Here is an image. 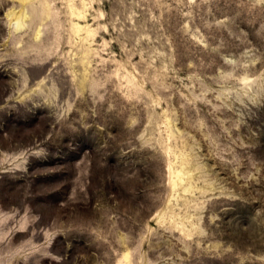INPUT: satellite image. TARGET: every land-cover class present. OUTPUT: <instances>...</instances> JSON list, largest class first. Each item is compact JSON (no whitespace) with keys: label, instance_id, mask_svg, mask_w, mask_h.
I'll list each match as a JSON object with an SVG mask.
<instances>
[{"label":"rangeland","instance_id":"1","mask_svg":"<svg viewBox=\"0 0 264 264\" xmlns=\"http://www.w3.org/2000/svg\"><path fill=\"white\" fill-rule=\"evenodd\" d=\"M67 1L0 0V264H264V0Z\"/></svg>","mask_w":264,"mask_h":264},{"label":"bare ground","instance_id":"2","mask_svg":"<svg viewBox=\"0 0 264 264\" xmlns=\"http://www.w3.org/2000/svg\"><path fill=\"white\" fill-rule=\"evenodd\" d=\"M18 2H20V3H25L26 1H34V0H17ZM45 2H46V0H45ZM45 2H44V4H45ZM48 3V2H47ZM81 8H79L78 7V5H76L75 4V2H74V0H68L67 1V8H68V12H69V16H70V18H74V19H78V20H83L84 18H85V11H86V7L87 6H85V4H84V2H82L81 1ZM26 5V4H25ZM47 5V4H46ZM45 6V5H44ZM47 7V6H46ZM44 8V7H43ZM45 9V8H44ZM44 9H42V10H44ZM47 10H48V8H47ZM45 13H46V11H45ZM21 14V13H20ZM48 13H46L45 14V16L47 15ZM51 14V13H50ZM8 15V14H7ZM7 17V16H6ZM8 17L10 18V20H12L11 22L12 23H14L15 22V24H14V26L16 27V29L18 30V29H20L21 28V25H23L22 24V21L23 20H25V19H23L22 18V16L21 15H19V16H16V15H13L12 13L11 14H9L8 15ZM77 20V21H78ZM14 21V22H13ZM79 24V23H78ZM78 24H74V23H71V31L70 32H72L71 34H74V35H76V36H78V34H80V33H83V35H84V37L83 38H79L80 39V42H81V45H82V43L83 42H86V41H89L88 39H90V38H92L93 36H94V30L92 31V30H90L88 27H81V26H79ZM75 36V37H76ZM85 44V43H84ZM87 44V43H86ZM79 45V44H78ZM80 45V46H81ZM83 46V45H82ZM81 46V47H82ZM77 47V46H76ZM80 47V48H81ZM84 47V46H83ZM82 49V48H81ZM82 51V53H83V57L81 58V59H79V62L83 65V68L86 70V68L88 67V65L90 64L89 63V53L91 52L89 49H83V50H81ZM92 55V54H91ZM93 56V55H92ZM87 71H88V68H87ZM85 72V71H84ZM85 76V75H84ZM46 79V78H45ZM84 83V82H83ZM83 85V84H82ZM171 173V172H170ZM179 182V181H178ZM171 186L173 187L174 185H173V182H172V184H171ZM172 190V189H171Z\"/></svg>","mask_w":264,"mask_h":264},{"label":"water","instance_id":"3","mask_svg":"<svg viewBox=\"0 0 264 264\" xmlns=\"http://www.w3.org/2000/svg\"><path fill=\"white\" fill-rule=\"evenodd\" d=\"M28 17H29V20H30V14H29V16H28Z\"/></svg>","mask_w":264,"mask_h":264}]
</instances>
